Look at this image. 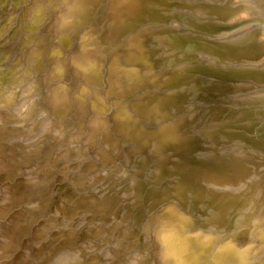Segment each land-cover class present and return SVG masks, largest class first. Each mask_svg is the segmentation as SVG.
Returning a JSON list of instances; mask_svg holds the SVG:
<instances>
[{
  "label": "bare ground",
  "instance_id": "1",
  "mask_svg": "<svg viewBox=\"0 0 264 264\" xmlns=\"http://www.w3.org/2000/svg\"><path fill=\"white\" fill-rule=\"evenodd\" d=\"M0 264H264V0H0Z\"/></svg>",
  "mask_w": 264,
  "mask_h": 264
},
{
  "label": "rangeland",
  "instance_id": "2",
  "mask_svg": "<svg viewBox=\"0 0 264 264\" xmlns=\"http://www.w3.org/2000/svg\"><path fill=\"white\" fill-rule=\"evenodd\" d=\"M247 23V22H246ZM246 23H242V24H246ZM231 24H234V23H231ZM228 30V29H227ZM149 32H152V30H150ZM242 34H239V36H241Z\"/></svg>",
  "mask_w": 264,
  "mask_h": 264
}]
</instances>
